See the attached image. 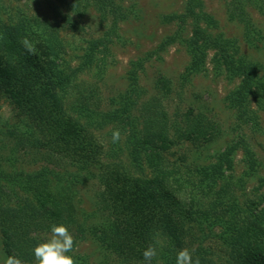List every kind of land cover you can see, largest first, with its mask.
<instances>
[{
  "label": "trees",
  "instance_id": "16d2710c",
  "mask_svg": "<svg viewBox=\"0 0 264 264\" xmlns=\"http://www.w3.org/2000/svg\"><path fill=\"white\" fill-rule=\"evenodd\" d=\"M123 1L72 0L71 3L74 8L80 4L92 7L109 21L108 34L114 35L117 23L129 16V11L119 5ZM248 7L264 16V0H227L228 18L241 23L245 41L255 44L263 37L253 26L246 11ZM175 19L182 27L159 49L180 40L183 26L189 25L190 36L184 40V46L190 62L184 74L199 73L209 59L215 75L224 73L237 78L239 84L227 101L237 110L239 121L257 124L246 108L250 98L259 102L264 95V77L258 74L256 66L237 56L234 41L208 32L216 29L217 24L204 11L201 0H185L183 13ZM4 39L0 41V93L21 125L13 135L6 162L0 161V245L7 258H18L22 264H39L35 247L48 242L53 226L63 225L70 234L75 232L79 238L87 236L96 244L101 251L100 264H145L143 252L149 246L158 253L152 264L159 261L176 264L178 252L185 248L194 260L199 257L200 264H264V212L258 215L251 211L244 227L212 220L208 226L219 225V232L210 229L208 236L203 234L197 239L191 225L195 222L193 206L178 190L160 179L132 174L120 162L103 161L112 153L114 156V151L106 152L95 133L109 126L124 137L133 167L142 169L144 164L153 167L161 158L159 141L166 129L158 112L151 105L143 115L134 112L141 96L136 68L129 70L126 91L110 103L113 108L98 111L85 102L75 103L72 106L75 114H71L59 94L60 87L55 84L48 51L38 47L29 52L21 43L24 36L9 35ZM98 46V42H91L87 60ZM186 125L187 133L195 139L207 134L201 118ZM237 150L242 152L247 169H255L251 149L239 139L220 152L213 163L196 170L205 187L215 185L232 170ZM81 173L98 184L94 212L98 218L94 224L76 228L72 209L52 190L51 183L72 178L77 181ZM202 218L213 219L203 213ZM206 239L214 240L219 248L216 256V252L203 245ZM71 252L66 255L75 264H87L85 258Z\"/></svg>",
  "mask_w": 264,
  "mask_h": 264
},
{
  "label": "rangeland",
  "instance_id": "374dc122",
  "mask_svg": "<svg viewBox=\"0 0 264 264\" xmlns=\"http://www.w3.org/2000/svg\"><path fill=\"white\" fill-rule=\"evenodd\" d=\"M201 1L204 11L217 24L216 29L208 32L234 41L237 56L255 65L258 74L264 77V16L253 8L246 9L253 26L263 37L259 43L249 44L243 36V25L228 18L227 0ZM71 2L0 0V41L9 35L24 36L34 50L44 47L48 51L55 84L60 87L59 94L71 114H75L72 110L75 103L85 102L98 111L113 108L110 103L128 88L129 70L137 69L141 96L134 112L143 115L149 105L158 112L166 129L159 141L161 158L153 167L145 164L142 169L133 167L124 137L120 134V140L113 145L114 130L109 126L95 133L106 152L114 151V156L112 153L103 161L120 162L132 174L160 179L178 190L193 206L195 222L191 225L197 239L208 236L210 229L213 233L219 232V225L208 226L212 220L244 227L251 211L258 215L264 212V95L259 102L250 98L246 105L257 124L244 123L237 119V110L227 101V96L239 84L237 78L224 73L215 75L209 59L199 73L186 76L190 57L184 40L190 36L189 25L183 26L180 40L159 49L182 27L175 18L183 13L185 0H124L119 5L129 11V16L117 23L114 35L108 34L109 21L92 7L80 4L74 8ZM93 41L99 46L87 60L85 56L91 54L88 49ZM198 118L208 130L204 137L195 139L187 133L186 124ZM19 122L0 93V161L6 162L13 135L21 128ZM239 139L251 149L255 169H247L242 152L237 150L232 170L215 185L205 187L196 170L213 163L220 152ZM78 178L53 182L51 187L72 209L77 220L73 227L85 228L98 218L94 212L99 187L95 179L83 173ZM202 213L213 219L203 221ZM71 235L74 240L71 253L85 258L87 264H100L101 251L96 244L87 236L79 238L75 232ZM207 239L203 245L216 252V256L219 248L214 240ZM6 259L0 245V264H5Z\"/></svg>",
  "mask_w": 264,
  "mask_h": 264
},
{
  "label": "clouds",
  "instance_id": "9594fccd",
  "mask_svg": "<svg viewBox=\"0 0 264 264\" xmlns=\"http://www.w3.org/2000/svg\"><path fill=\"white\" fill-rule=\"evenodd\" d=\"M21 43L29 52L34 51V46L27 38L23 39ZM112 140L113 143L120 140V132L118 130L113 132ZM51 232V239L34 249L35 258L39 261V264H75L73 258L66 255V253L72 250L74 244L73 237L67 227L63 225L53 226ZM157 255V249L149 246L143 252L145 264H152ZM5 264H22V262L18 258L8 257L5 260ZM158 264H163V262L159 261ZM176 264H200V259L196 257L194 260L192 253L185 248L178 252Z\"/></svg>",
  "mask_w": 264,
  "mask_h": 264
}]
</instances>
